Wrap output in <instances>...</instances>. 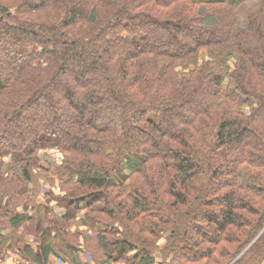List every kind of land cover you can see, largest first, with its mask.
I'll list each match as a JSON object with an SVG mask.
<instances>
[{"label":"trees","instance_id":"1","mask_svg":"<svg viewBox=\"0 0 264 264\" xmlns=\"http://www.w3.org/2000/svg\"><path fill=\"white\" fill-rule=\"evenodd\" d=\"M50 148L66 197L41 201L27 183ZM10 153L0 259L152 264L145 239L170 230L175 264H264V0H0Z\"/></svg>","mask_w":264,"mask_h":264},{"label":"rangeland","instance_id":"2","mask_svg":"<svg viewBox=\"0 0 264 264\" xmlns=\"http://www.w3.org/2000/svg\"><path fill=\"white\" fill-rule=\"evenodd\" d=\"M14 155H17V153H10V154H5L4 156L1 157V167H4L5 169L8 168V165L11 164L12 160L15 158ZM20 156V154H18ZM38 160H39V167H36L35 170V177L39 181V186H31L27 183V189L29 190V196L30 197H36L38 199H43L47 200L48 198L46 197V192H49L51 190L52 194L54 196H59L62 198H65L66 195L63 191H61V186L60 182L56 180V183L52 187L51 183L45 178V173L49 172L50 168H54L55 166H62L64 163V157L62 155L61 150L58 148H50V149H42L39 151L38 155ZM51 164V165H50ZM53 169V170H54ZM123 177H126L129 175V171H123ZM50 175V174H49ZM53 178H56V175H53ZM130 178V177H129ZM38 189L37 193H32V190ZM52 212L58 211V213H61L62 211L57 208L56 205L51 206ZM78 215H86V212L84 209H81L78 213ZM118 224V222H116ZM28 227H31V224L28 225ZM105 227V226H103ZM170 226L167 227V229ZM5 232L8 231V234L11 235V230H4ZM83 234H85V231H82ZM170 230H165L161 233V236L159 238H154L153 236H147L145 240H147L146 247L151 251V256L153 258V263L152 264H175V259L176 255L174 253H168L167 251L169 250V245H170ZM149 237V238H148ZM80 245L84 244L85 241V236L80 237ZM79 254H84L85 255V260L89 262L90 264L96 263L93 255L89 251H84L82 249L79 250ZM59 264H63L64 260L62 259H56ZM110 264H124L122 261H113V263Z\"/></svg>","mask_w":264,"mask_h":264},{"label":"crops","instance_id":"3","mask_svg":"<svg viewBox=\"0 0 264 264\" xmlns=\"http://www.w3.org/2000/svg\"><path fill=\"white\" fill-rule=\"evenodd\" d=\"M41 201H47V200H43V199H40ZM57 208H59L62 212L61 213H58L57 211V215L60 216V215H63L65 213H67V208L64 207V206H57ZM84 216L82 215H78L77 216V219L79 218H83ZM76 225L73 223L69 226V231L74 233V231H76ZM81 231H85V232H88V234H91V230L89 229V226H87L86 224H80L79 225V228ZM83 236V235H81ZM80 236V237H81ZM89 236V235H88ZM81 239L79 238V243H80ZM39 243L38 240L34 239V237H30L29 238V241H28V244L30 247H32L34 250H37V248L39 247ZM80 247V246H79ZM80 249L86 251L87 249L82 248L80 247ZM57 258L53 255H50L48 256V259L47 261H45L44 263L45 264H59L56 260ZM62 260H64L63 264H90L89 262H87V260H85V255L84 254H79V252L77 253L76 256H69L67 255L66 256V259L64 258H61ZM0 264H37V263H34L28 256L26 255H22L20 253L16 254L14 253V251H12L11 249H8L5 251V254L4 256L0 259ZM92 264H95V263H92Z\"/></svg>","mask_w":264,"mask_h":264}]
</instances>
